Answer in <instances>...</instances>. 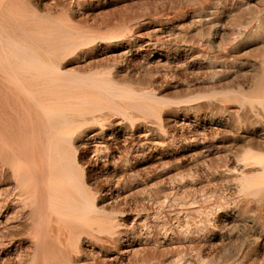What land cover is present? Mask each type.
Segmentation results:
<instances>
[{"label":"bare ground","instance_id":"1","mask_svg":"<svg viewBox=\"0 0 264 264\" xmlns=\"http://www.w3.org/2000/svg\"><path fill=\"white\" fill-rule=\"evenodd\" d=\"M67 1L76 12L102 0ZM56 2L0 0V264H151L137 258L140 250L160 257L157 264H179L178 254L165 256L179 241L197 251L183 264H264V16L243 12L248 0H184L172 13L121 15L119 25L89 29L78 25V11L36 10L49 11ZM188 3L195 10L185 14ZM180 16L188 20L194 44L206 49L180 45L170 52L165 42L186 36L173 25ZM101 49L118 50L121 60L134 63L132 69L66 70ZM242 51L262 60L228 61ZM171 64L194 77L185 91L195 95L161 96L165 79L174 78ZM149 65L164 68L159 80L134 88L130 73ZM237 76L242 79L236 82ZM180 114L219 121L239 145L214 167L187 155L183 166L159 170L163 176L186 173V200L174 199L170 206L185 208L183 228L178 222L177 230H157L142 220L138 229L127 227L124 211L112 203V193L121 191L119 179L95 191L89 185L92 168L101 165L95 168L100 177L112 181L129 160L204 145L208 136L199 126L185 137L172 134V118ZM6 185L12 194L2 192ZM15 219L30 233L26 252L25 244L4 240L18 225Z\"/></svg>","mask_w":264,"mask_h":264},{"label":"rangeland","instance_id":"2","mask_svg":"<svg viewBox=\"0 0 264 264\" xmlns=\"http://www.w3.org/2000/svg\"><path fill=\"white\" fill-rule=\"evenodd\" d=\"M128 1H129V3H128ZM178 1H184V0H137V1H133V0L132 1H130V0H102V1L97 2V3L92 2L93 4L92 3H85L84 6L79 7V9L77 10L78 12L76 11L77 12L76 13L75 12L76 9H74L73 6L67 0H57V2L55 4L49 6L50 7L49 9H51L49 11H46V9L41 7V6H37L36 10L40 14H44L47 12L57 13V14H64V13L73 14V13H76V14L81 16L79 19L80 22L78 25H80L84 28L90 29L93 25H96L98 23H109L110 26L119 25L121 23V20H122L121 15L128 16V15L134 14V15H137L138 17H141V19H142V17L144 15L151 13V12L152 13L155 12L158 15L164 14L165 11L172 13L174 5ZM263 7H264V1L263 0H248V3H244V5L242 6V11L249 14L252 17H259V16H264V10L262 9ZM188 8H189L190 12L188 11ZM72 10H73V12H72ZM194 10H195V6L192 3H188L185 5V8L183 11L185 14H190ZM119 13H121V14H119ZM181 16H183V15H181ZM181 16L179 19H177L173 22V25L174 26H176V25L181 26L180 30L182 31V34H186V36L184 38L175 40L177 42H175L174 40L166 41L165 44L167 47L170 48V52L173 53L174 52L173 50H175L176 47H178L180 45L185 46L184 48H186V49L190 46L195 47L197 49H206L203 46L197 47L196 44H194V39H193V37H191V35L193 34L192 28H190L188 20H186L184 17H181ZM222 50L226 51L227 47H223ZM156 51H155L154 55L159 54V52L158 51L156 52ZM120 58H121V56L119 55V52L116 49H101V51L99 53H97L93 56L91 55L89 57L83 58V60H81L83 63L81 61H79L80 63L78 62V63H73V64L68 65L66 67V70L72 71V72H86V73L87 72H93L95 70L96 71L97 70H113L116 67H118V68L120 67V69L126 67V68L122 69L125 71L131 70L134 63L130 62V64H131V66H130L129 61H127V60L123 61V59L121 60ZM261 60H262V58L259 55H257L256 52H251V51H242V52H240V54L235 53V54H232V56L230 55V57H228V61L233 62V63H238V62L245 63V62L261 61ZM125 62H126V64H125ZM139 62H141V61L139 60ZM139 62H137L136 64L140 65ZM169 67H170V70L172 71V73L174 74V78L167 77L165 79V82L166 83L168 82V83L167 84L163 83L162 86L160 85L163 88V93L161 96L165 99L172 100L171 97H173V98H175L173 100H177V99H184L187 96L195 95V93L192 95H189L185 91L187 86H192L193 81H194V77H192L188 72H184V68H182V69L177 68L176 64L175 65L171 64ZM140 69H139L138 73H134V74L130 73V74H132V77L134 79L133 80L134 82L132 84V86L134 88H144V87H146L145 82L153 81L154 78H155V80H159V75H161L162 70H164V68H161V67L155 68V66H153V65H149L147 67H142ZM179 71L180 72L183 71V72L180 73ZM185 73H187V74H185ZM188 76H190V77H188ZM179 78H181V79H179ZM187 78L189 80H187ZM241 79L242 78L237 76L235 80L237 82V80L240 81ZM137 82L139 83L138 85H137ZM188 82H189V85H188ZM136 85H137V87H136ZM139 85H141V86H139ZM160 86L157 85L156 88L160 87ZM188 116L190 117V119ZM191 118H193V119L191 120ZM193 120H195V121H193ZM207 120H208V122H207ZM207 120L203 119L202 117H193L192 115L181 116V114H180L179 116L172 118V122H171L172 125H170L171 129H172V134H174V136L176 138H180L183 136L185 137V136L192 134L196 128L195 126L201 127V129H203L205 131V133H207V136H208L204 145L193 146L190 149L191 152L190 151H188V152L179 151V149H171V151L167 150V151H163V152L158 150L157 152H155L156 155H155V153L153 154V156L151 157L152 159L148 158V157H143L144 159L141 158L139 160V162L138 161L135 162L134 160H129L124 166H119L117 173L115 174V177L112 181H111V177H107V176H104L102 178L100 177L98 170H96V169L99 168L101 170V168H100L101 165L94 166L92 168V171H91L92 175L91 174L89 175V177H90V182H89L90 188L96 191V190L102 188L103 186L110 184L109 182H114L116 179L117 180L119 179L118 180L120 183L119 191L121 190L120 192H123V193L119 192L118 196L116 195L117 197L115 196L114 193H112L113 194L112 197H115V199H114V201H112V203H114L113 208H115L117 210L124 211L125 215L127 216L125 219L126 220L125 224L127 227L133 226V227H137V229H138V228H140V226L144 222H148V223H150V225H152V227L154 229L157 228V230H159L164 225H165L166 229L177 230L178 228L176 227V225L178 224V222L180 223L182 221V216H184L186 210H185V208L184 209L183 208L178 209L177 207H175L176 208L175 209L174 206L173 207H170V206L173 205L172 201L174 199H176L178 201L179 200L180 201L186 200L187 192H186V189L183 187V185H184L183 182H185V178H186L185 174L186 173L182 172V171L181 172L172 171L171 172L172 174L169 173L168 175L163 176L160 174L159 170L162 167H165L167 169H174V167H176L178 165L183 166V164L187 160L185 157L187 155H191L190 157L192 159H195V158L196 159H199V158L202 159L203 158L207 165L214 167V166H217L218 164H220V161H221L223 155H225V152L227 149H229L232 146L239 145L235 139V136H232L229 133L221 131L220 127H218V126H220L219 121L212 120V119H207ZM175 129H177V130H175ZM211 130L212 131L214 130V131L212 132ZM187 132H188V134H187ZM161 133L163 135H167V133H164V132H161ZM210 133L213 135H211ZM176 134H178V135H176ZM212 140H213V142H212ZM225 142H227V143H225ZM172 156H173V158H172ZM160 157H161V159H160ZM182 158L184 160L185 159L186 160L184 161ZM152 160L154 161V163L152 162ZM181 161H182V164H181ZM179 162L181 165L179 164ZM118 175H119V178H118ZM154 176H156V177H154ZM134 184H136V185H134ZM175 184H176V188H177V186H179L178 191H175L176 189H172V190L170 189V186L172 188H175ZM92 185H93V187H92ZM122 185L126 186V188L123 187ZM138 185L140 187H138ZM99 186H101V187H99ZM134 187H135V189H134ZM132 188H133V190H132ZM180 191H181V193H179ZM2 192L3 193L9 192V194H12L13 193L12 186L6 185V186L2 187ZM178 193H179L180 197H178ZM184 194H185V196H184ZM108 197L109 196H106V198H108ZM149 198L151 199L150 201H148ZM182 198H183V200H182ZM139 199H140V201H139ZM120 202L122 203V205ZM145 202H148V203H145ZM151 203H153L152 206H151ZM154 205H156V206H154ZM165 205H166V207H165ZM147 206H149V207L147 208ZM149 208H151V209H149ZM157 209H158V211H157ZM135 210H137V211H135ZM170 212H172V214H169ZM175 212H178V215H176ZM154 214H157V215H154ZM134 215H135V217H134ZM133 218H135V219L133 220ZM195 218H196L195 221L199 220V218H197V217H195ZM131 220L133 221V223L131 222ZM141 220L143 221V223ZM135 221L138 223H136ZM175 221H176V223H175ZM12 223H13V226L15 224H18V225L14 226V228L8 234V236H7L8 238L5 237L4 240H7V239L11 240L12 245H14V246L18 245V244H20L22 246L25 244L26 246L25 245L22 246V251L24 252L25 250H27L26 247L30 246L29 244H31V243H29V242H31L30 233L28 231L24 230L23 224L18 219H15ZM167 223H168V225H167ZM182 223L183 222L180 223V226L182 225L181 227L183 228L184 224H182ZM24 240H26V241H24ZM18 242H20V243H18ZM2 251H4V249L0 248V257H2V254H1ZM196 252L197 251L195 248L189 247L186 243L184 244L183 241H182V243H181V241H179L178 243L172 245V249L170 248V250L167 251L165 256H167V259H168L169 257L178 254L176 256V259H178L179 264L180 263L183 264L184 260L187 259L188 257H189V259H192V258L194 259ZM149 253L150 252H148L146 250H140L137 254V258L138 259L146 258L150 261L151 264H157L160 262V260H161L160 257L155 256V255L154 256L150 255ZM6 260L9 261L10 259H6Z\"/></svg>","mask_w":264,"mask_h":264}]
</instances>
